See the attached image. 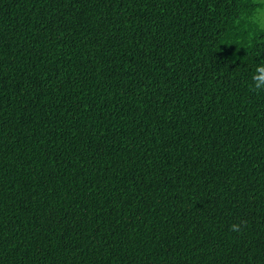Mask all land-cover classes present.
<instances>
[{
  "label": "trees",
  "instance_id": "16d2710c",
  "mask_svg": "<svg viewBox=\"0 0 264 264\" xmlns=\"http://www.w3.org/2000/svg\"><path fill=\"white\" fill-rule=\"evenodd\" d=\"M261 9L0 0V264H264Z\"/></svg>",
  "mask_w": 264,
  "mask_h": 264
},
{
  "label": "clouds",
  "instance_id": "9594fccd",
  "mask_svg": "<svg viewBox=\"0 0 264 264\" xmlns=\"http://www.w3.org/2000/svg\"><path fill=\"white\" fill-rule=\"evenodd\" d=\"M253 91H264V64H260L255 68V71L251 77ZM241 225L233 224L230 226V230L239 232Z\"/></svg>",
  "mask_w": 264,
  "mask_h": 264
},
{
  "label": "rangeland",
  "instance_id": "374dc122",
  "mask_svg": "<svg viewBox=\"0 0 264 264\" xmlns=\"http://www.w3.org/2000/svg\"><path fill=\"white\" fill-rule=\"evenodd\" d=\"M259 3L263 4V9L260 11V26L264 28V0H258Z\"/></svg>",
  "mask_w": 264,
  "mask_h": 264
}]
</instances>
